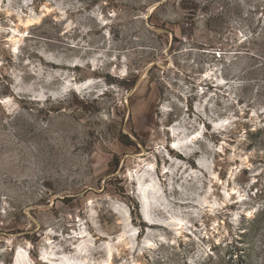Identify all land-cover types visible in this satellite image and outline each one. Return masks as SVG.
I'll return each mask as SVG.
<instances>
[{"label":"rangeland","instance_id":"374dc122","mask_svg":"<svg viewBox=\"0 0 264 264\" xmlns=\"http://www.w3.org/2000/svg\"><path fill=\"white\" fill-rule=\"evenodd\" d=\"M108 259L264 264V0H0V264Z\"/></svg>","mask_w":264,"mask_h":264},{"label":"bare ground","instance_id":"6f19581e","mask_svg":"<svg viewBox=\"0 0 264 264\" xmlns=\"http://www.w3.org/2000/svg\"><path fill=\"white\" fill-rule=\"evenodd\" d=\"M31 21V18H27L23 23L24 24H26V23H28V22H30ZM16 29V28H15ZM89 83V82H88ZM88 83H85L84 84V86L86 87L87 85H88ZM78 86V85H77ZM5 99V98H4ZM8 99V98H7ZM7 99H6V101H7ZM173 145H176V142H175V144H173ZM178 148H179V146H177ZM180 149V148H179ZM179 151H182L181 149L179 150ZM182 152H184V151H182ZM198 167H201L200 166V164H198ZM165 171V170H164ZM167 173V172H166ZM145 187V186H144ZM139 190H141L140 188H139ZM143 192L147 195V193H148V189L147 190H145V189H143ZM142 192V193H143ZM151 193V191L149 192V194ZM155 194H156V192H154ZM145 194H144V197H147V196H145ZM150 201V200H149ZM140 202V201H139ZM146 207H147V204H144ZM141 208V207H140ZM139 211V210H138ZM139 214H140V216H141V218H142V220L144 221V220H146L148 223H152L153 221L151 220V219H149L148 218V216H147V214H146V212H144L143 211V205H142V209L139 211ZM177 220H178V218H177ZM154 223V222H153ZM152 223V225H155V224H153ZM175 225L177 226V229H179V228H183V227H185V225L183 224V222H182V220H178L176 223H175ZM71 263V262H70ZM68 261H64V260H61V262H60V264H70ZM106 263L107 264H110V260L108 259L107 261H106ZM72 264V263H71Z\"/></svg>","mask_w":264,"mask_h":264},{"label":"water","instance_id":"95a60500","mask_svg":"<svg viewBox=\"0 0 264 264\" xmlns=\"http://www.w3.org/2000/svg\"><path fill=\"white\" fill-rule=\"evenodd\" d=\"M152 189H148V194H149V192L151 191ZM157 193V192H156ZM149 199V198H148ZM140 203H139V211H140ZM144 222L146 223V224H149L146 220H144ZM153 224H155V225H159V223L158 222H154Z\"/></svg>","mask_w":264,"mask_h":264}]
</instances>
